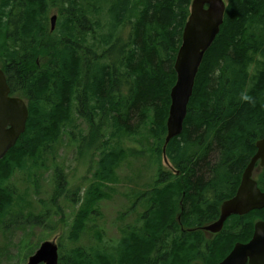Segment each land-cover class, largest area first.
<instances>
[{"label": "trees", "instance_id": "obj_1", "mask_svg": "<svg viewBox=\"0 0 264 264\" xmlns=\"http://www.w3.org/2000/svg\"><path fill=\"white\" fill-rule=\"evenodd\" d=\"M191 2L0 0V66L12 91L29 107L26 131L0 160V214L10 211L17 195L11 184L16 171L58 142L73 113L88 128L74 139L78 151L99 152L101 182L113 178L127 155L122 141L110 146L111 138H134L142 129L147 130L141 142L146 146L133 154H155L154 168L165 169L174 64ZM52 11L58 15L53 31ZM263 126L264 0H227L220 33L196 77L184 129L169 142L166 154L175 167L194 169L188 177V192L194 193V183L202 181L207 168H240L254 152ZM65 178L58 168V195L66 188ZM172 191L182 194L179 187L170 190L155 182L144 191L146 208L139 209L123 237L105 242L97 232L96 245L60 248L59 264H169L156 252L160 245L186 257L191 240L183 242L184 235L167 227L168 216L178 210L169 198ZM102 195L100 186H91L74 219L72 241L79 239Z\"/></svg>", "mask_w": 264, "mask_h": 264}, {"label": "rangeland", "instance_id": "obj_2", "mask_svg": "<svg viewBox=\"0 0 264 264\" xmlns=\"http://www.w3.org/2000/svg\"><path fill=\"white\" fill-rule=\"evenodd\" d=\"M54 13L52 11L50 17ZM87 131L86 122L73 113L58 142L41 157L30 160L25 170L16 171L11 178L17 195L10 211L0 214V264H27L30 256L47 240L56 239L64 251L96 245L97 232L103 234L105 242L119 240L140 213L139 209L146 206V201L141 200L136 209L134 194L151 189L157 170L153 164L155 154L147 157L148 153L133 152L146 146L141 142H145L143 136L147 130H140L134 138H111L110 146L122 141L127 155L113 178L102 182L98 176L99 152L81 154L74 140L79 138V132L85 134ZM162 157L164 167L168 168L163 154ZM58 168L62 169L67 181L65 190L59 195L56 190ZM93 185L100 186L102 199L86 220V228L79 239L72 241L69 236L74 219L79 208L86 205L87 193Z\"/></svg>", "mask_w": 264, "mask_h": 264}, {"label": "water", "instance_id": "obj_3", "mask_svg": "<svg viewBox=\"0 0 264 264\" xmlns=\"http://www.w3.org/2000/svg\"><path fill=\"white\" fill-rule=\"evenodd\" d=\"M208 5V7H205ZM225 0H192L190 15L185 24L182 43L178 50L174 69L177 80L171 89V105L167 119V135L163 146L179 136L184 129L188 106L193 95L196 77L208 49L220 33L226 11ZM58 15L50 18L51 30H55ZM10 87L4 71L0 68V118L6 119L11 129L5 130V122H0V160L16 145L21 135L26 131L29 118V108L24 99L9 97ZM258 152L248 169H251L258 159H264V139L259 141ZM240 207V208H238ZM264 207V193L257 187L249 190L244 184L239 197L228 201L222 208L220 224L233 212H249ZM217 225L211 227L216 230ZM27 264H59V246L56 239L41 243L39 248L29 258ZM218 264H264V222L256 226L254 237L246 244H237L232 252Z\"/></svg>", "mask_w": 264, "mask_h": 264}, {"label": "flooded vegetation", "instance_id": "obj_4", "mask_svg": "<svg viewBox=\"0 0 264 264\" xmlns=\"http://www.w3.org/2000/svg\"><path fill=\"white\" fill-rule=\"evenodd\" d=\"M205 7H208V5ZM0 68L4 71L10 87L8 96L22 98L28 105V100L25 97L12 91L5 68L2 66ZM0 122H5V130L11 129V125L7 124L6 119L2 120L0 118ZM263 139L264 129L262 135L255 140L254 152H250L240 168L236 170L218 167L207 168L202 181L194 183V193L188 192V183H190L188 177L194 174V169L175 167L170 156L166 154L164 159L168 168L161 171L155 170L153 182L157 183L159 181L161 186L165 184L170 190L174 187L181 189V195L174 194L173 191V193L170 192L169 198L173 208L178 210L168 216L167 227L170 232L184 235L183 242L191 240V251L184 258L174 255V249L164 248L163 245L156 249V252H159L160 255L164 254L166 256L170 261L169 264H218L232 252L237 244H246L251 241L257 224L264 222V207L249 212H233L221 224L220 219L224 204L237 199L244 184H247L251 191L253 187H257L264 193V159H258L254 166L248 169L258 152L257 144ZM212 164L217 165L218 160L213 161ZM158 172L163 174L160 179L156 178ZM231 173L235 175L231 177ZM143 194L145 193L136 192L134 194L136 206L142 197H144L143 200L146 201L147 205L149 197L143 196ZM145 208L146 206L143 207V209ZM138 217L137 213L134 222L137 221ZM172 220L175 222H170ZM172 224H177L175 229L172 228ZM215 225L218 226L217 229H211ZM187 232L190 235H185Z\"/></svg>", "mask_w": 264, "mask_h": 264}]
</instances>
